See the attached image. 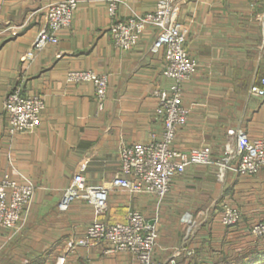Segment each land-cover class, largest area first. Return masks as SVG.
<instances>
[{"label":"crops","instance_id":"obj_1","mask_svg":"<svg viewBox=\"0 0 264 264\" xmlns=\"http://www.w3.org/2000/svg\"><path fill=\"white\" fill-rule=\"evenodd\" d=\"M52 1L0 0V180L36 185L18 227L0 231V264H40L47 253L55 261L65 253L61 264H143L129 251L80 243L96 217L124 222L133 208L159 229L154 258L160 264L172 257L176 264H213L264 251V239L249 232L250 223L264 220V168L243 176L230 170L220 175L215 162L191 166L163 200L113 189L105 213L80 199L59 209L75 172L92 184L110 181L119 171L122 145L162 137L156 108L170 80L163 75L164 50L152 49L153 33L126 51L109 32L114 19L152 11L158 0H79L59 41L36 48ZM111 1L117 3L115 17ZM179 18L190 29L188 50L199 66L184 82L187 119L175 146L210 145L217 159L234 141L231 129L264 140V96L251 92L264 78V0H182ZM87 69L107 76L103 100L92 81L68 79L69 72ZM15 88L41 94L46 105L34 130L10 134L4 101ZM226 205L240 210V224H223ZM188 215L196 220L191 231Z\"/></svg>","mask_w":264,"mask_h":264},{"label":"built area","instance_id":"obj_2","mask_svg":"<svg viewBox=\"0 0 264 264\" xmlns=\"http://www.w3.org/2000/svg\"><path fill=\"white\" fill-rule=\"evenodd\" d=\"M181 3L182 0H158L152 11L125 19L116 18L109 27L114 45L123 50H133L148 33H153L155 37L152 49L164 50L163 75L170 80V84L160 91L156 108V113L164 122L162 137L151 142L122 145L119 150V171L110 181L92 184L81 172H75L59 201L60 210L69 209L74 201L80 199L92 204L98 214L105 213L108 210V195L113 189L145 193L163 200L172 190L174 179L185 174L191 166H207L215 162L220 175L230 170L243 176L254 175L264 168V140L253 138L243 130H229L234 141L226 143L224 154L217 159L213 157L210 145L195 146L189 150L175 146L177 130L187 119V110L181 103L184 82L197 72L199 66L188 50L190 29L179 18ZM78 5L79 0L48 3L45 23L35 47L43 48L48 43H57L60 31L72 25ZM108 8L115 17L116 1H111ZM68 79L92 81L100 100L107 95V76L94 70L71 71ZM251 92L264 96V78L260 84L251 86ZM45 105V98L41 94H24L21 88L11 91L4 101L8 133L34 130L40 124ZM35 191L36 185L32 182H18L8 176L0 180V231L18 227ZM241 218L236 208L224 207L222 222L227 227L240 224ZM187 220L191 231L195 228L196 220L193 215H188ZM249 232L263 238L264 220L252 222ZM158 238L157 226L141 210L133 208L126 213L124 222L96 217L88 225L87 234L80 239V243L94 240L108 245L111 252L129 251L143 264H160L154 258ZM73 249L74 246L68 250ZM65 258V253L60 255V262L63 263ZM163 264H176L175 257Z\"/></svg>","mask_w":264,"mask_h":264},{"label":"trees","instance_id":"obj_3","mask_svg":"<svg viewBox=\"0 0 264 264\" xmlns=\"http://www.w3.org/2000/svg\"><path fill=\"white\" fill-rule=\"evenodd\" d=\"M190 264H207V263H190ZM213 264H264V251L252 250L244 253L234 260L223 259Z\"/></svg>","mask_w":264,"mask_h":264},{"label":"rangeland","instance_id":"obj_4","mask_svg":"<svg viewBox=\"0 0 264 264\" xmlns=\"http://www.w3.org/2000/svg\"><path fill=\"white\" fill-rule=\"evenodd\" d=\"M226 206H230V207H233V208H236L239 212H240V210L237 208V207H234V206H231V205H226ZM224 210V209H223ZM240 214H241V212H240ZM241 216H242V214H241ZM260 221V220H259ZM262 221V220H261ZM253 222H255V221H253ZM251 224V223H250ZM263 239H264V237H263ZM62 254H64V253H61V254H59L58 255V257H57V260L55 261L54 260V255H50L49 253H47V254H45V255H41V259H40V261H41V263L40 264H61L62 262H60V260H59V257H60V255H62ZM51 257H50V256Z\"/></svg>","mask_w":264,"mask_h":264}]
</instances>
